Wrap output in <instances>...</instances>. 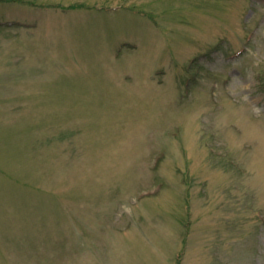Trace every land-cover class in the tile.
Listing matches in <instances>:
<instances>
[{
	"label": "rangeland",
	"instance_id": "rangeland-1",
	"mask_svg": "<svg viewBox=\"0 0 264 264\" xmlns=\"http://www.w3.org/2000/svg\"><path fill=\"white\" fill-rule=\"evenodd\" d=\"M0 264H264V0H0Z\"/></svg>",
	"mask_w": 264,
	"mask_h": 264
}]
</instances>
